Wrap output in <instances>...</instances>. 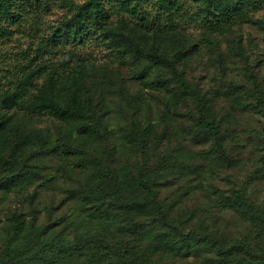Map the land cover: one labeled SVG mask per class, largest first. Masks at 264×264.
Here are the masks:
<instances>
[{
	"label": "trees",
	"instance_id": "16d2710c",
	"mask_svg": "<svg viewBox=\"0 0 264 264\" xmlns=\"http://www.w3.org/2000/svg\"><path fill=\"white\" fill-rule=\"evenodd\" d=\"M53 2L0 0V43L19 47L12 52L15 61L11 65L33 67L44 56L61 53L67 45L83 44L96 34L112 47L110 54H117L122 60L131 56L138 63L143 62L137 74L145 87L159 92L166 90L176 100L191 102V108L180 112L191 120L176 130L170 122L173 115L179 114L175 108L159 121L148 114L143 118L132 115L117 146L105 145L107 155H101L99 142L106 135L103 117L92 110L88 87L94 66L78 62L69 67L68 62L62 61V70L48 73L42 64L38 65L34 70L45 79L48 76L47 84L21 118L13 108L19 107L24 96L25 80L1 82L2 193L14 185L13 172L38 160L41 152L48 155L61 150L62 159H73L72 165H65L67 170L91 177L90 184L78 187L75 196H71L81 208L105 220L94 230L76 231L73 241L68 242L60 234L47 235L46 229L27 221L28 213L22 217L19 211H12L0 264H60L61 259L73 253L87 258L86 264H109L112 259L126 264H158L167 249L186 254L200 246L206 247V264H264V201H253L243 187L233 183L230 193L222 194L226 206L240 209L253 222L251 228L232 236L202 218L193 221L188 217L187 225L181 221L170 223L169 210L160 198V190L172 184L166 180L173 170L198 175L204 172V158L184 144L185 135L192 139L196 135L207 138L210 134L209 142L218 156V164L230 166L231 157L219 136L220 120L211 107L218 100L206 80L201 82L203 74H193V81L189 79L188 70L191 72L193 66L187 68L186 64L200 53L201 44L219 45L215 31L225 34L232 32L235 25L252 22L254 12L263 6L264 0H55L64 13L48 24L43 19L44 9ZM125 18L134 23H126ZM181 20H199L198 39H190L191 34L179 25ZM27 23L37 28L38 33L23 41L25 35L19 33L26 32ZM237 51L246 77H242V86L238 85L236 71L222 67L221 96L223 99L233 93L237 100L245 97L253 103L251 99L264 98V75L250 67L240 43ZM149 73L155 79L146 78ZM21 78L26 79L27 75L24 73ZM44 115L58 126L64 123L66 130L58 129L62 133L59 135L57 131L55 135L48 126L38 125ZM170 125L172 138L167 133ZM118 150L129 156L115 155ZM216 192L221 193L219 189ZM113 215L127 218L126 224L111 225L108 219ZM155 221L163 223L167 230L156 233L155 240L142 245L143 230Z\"/></svg>",
	"mask_w": 264,
	"mask_h": 264
},
{
	"label": "rangeland",
	"instance_id": "374dc122",
	"mask_svg": "<svg viewBox=\"0 0 264 264\" xmlns=\"http://www.w3.org/2000/svg\"><path fill=\"white\" fill-rule=\"evenodd\" d=\"M56 4L54 0L49 8L44 9L43 19L48 24L53 23L64 13V9ZM253 19L252 22L235 25L233 31L229 33L221 34L215 31L218 36L216 43L219 40L220 46L201 44L200 53L197 56L193 55L186 64L187 68L193 66L191 72L188 70L191 81L193 74L196 76L198 73L203 74L201 82L206 80L208 87L214 91L213 97L218 101L212 102L211 107L215 117L220 120L219 136L228 150L231 164L227 167L218 164V156L209 142L212 139L210 134L206 136L207 138L196 135L192 139L185 135L184 144L204 158V172L201 175L181 173L179 170L170 173L166 181L172 184L160 190V198L169 210L171 218L168 219L172 224L181 221L183 225H187L188 217L193 221L202 218L232 236L240 230L251 228L253 222L240 209L226 206L222 194L230 193L235 183L243 187L253 201L257 203L264 201V98L251 99L252 103L245 97L237 100L231 93L229 97L222 99L220 84L224 78L222 67L236 71L238 85L242 86L241 83L244 82L242 77H246V71L237 51L239 43L243 46L250 67L252 66L260 75H264V3L254 12ZM125 20L128 24L134 23L130 18ZM179 25L183 31L191 34V40L199 38L201 28L199 20L193 22L181 20ZM29 26V23L25 24L26 32L19 33L25 35L22 37L23 41L33 39L31 37L38 33L37 28L33 26L28 30ZM7 49L10 52H7ZM16 49L19 47H5L0 43V89L3 88L1 82L6 79L18 80L17 83L25 80L24 96L19 107L13 108L15 115L20 118L25 112L30 111L33 100L47 84L48 76L45 79V76L37 74L34 70L38 65L42 64L48 73L62 70L60 65L62 61L68 62L69 67H74L78 62L95 67L88 87L92 110L103 117V129L106 135L99 142L101 155H107L104 153L105 145L109 148L117 146L121 131L127 126L132 115L142 117L148 114L152 120L159 121L160 117H164L169 110L175 108L179 114L173 115L170 122L176 130L191 120L188 116L180 114L191 108V102H184L179 98L176 100V96L170 97L166 90L159 92L151 87H145L137 74L143 67V62L138 63V60L131 56L122 60L121 56L110 54L112 47L101 41L96 34L86 38L83 44L67 45L61 53L44 56L45 58L39 60L33 67L10 64L15 61L12 52ZM24 73L27 75L26 79L21 78ZM146 78L155 79V75L149 73ZM217 86L220 87L219 97ZM38 125L48 126L55 135H60L62 132L59 131L66 130L64 123L58 126L47 115L43 116ZM161 127L162 124L159 122L158 128ZM167 133H170L169 137L172 138L171 125ZM60 151L55 150L48 155L41 152L38 160L28 163V167L23 164V169L13 172L14 185L8 188L7 193H2L0 190V252L6 233L9 231L8 217L12 211H19L22 217L28 213L27 221L46 229L47 235L60 234L68 242L73 241V234L76 231L86 228L94 230L104 222L105 218L81 208L71 196V194L75 196L78 187L90 184L91 177L87 173L78 174L67 170L66 167L72 165L73 159H62ZM115 155H122V152L118 150ZM122 156L125 158L129 154ZM19 187V192H14ZM171 187L173 189L169 192L168 189ZM217 189L221 193H217ZM108 221L111 225L121 223L125 225L127 218L113 215ZM142 225L145 226L144 223ZM164 226L158 221L149 223L143 230L142 245L155 240L159 232L167 230ZM165 252L158 264L207 263L205 246H200L186 254L182 253V250L172 249H167ZM86 263L87 258L77 253L60 260V264ZM109 264H126V262L112 259Z\"/></svg>",
	"mask_w": 264,
	"mask_h": 264
}]
</instances>
